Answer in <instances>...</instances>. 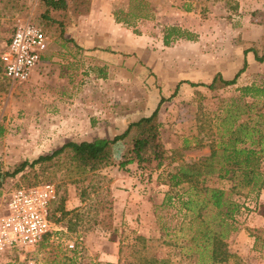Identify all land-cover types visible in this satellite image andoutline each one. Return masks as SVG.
I'll use <instances>...</instances> for the list:
<instances>
[{
  "label": "rangeland",
  "instance_id": "rangeland-1",
  "mask_svg": "<svg viewBox=\"0 0 264 264\" xmlns=\"http://www.w3.org/2000/svg\"><path fill=\"white\" fill-rule=\"evenodd\" d=\"M43 1L0 0V51L17 18L40 21L49 39L46 55L26 81L10 83L0 73V171L58 148L59 141L52 140L51 133L66 122L85 126L78 140L91 139L100 129L102 134L111 123L121 132L128 121L148 115L160 96L165 98L157 112L160 138L170 158L158 169L143 170L134 163L103 168L100 173L110 181L111 206L106 209L110 218L101 216L100 197H80L81 184L66 182L62 169L41 173L35 166L33 172L26 168L23 176L4 178L0 211L18 186L53 183L58 193L52 205L53 220L59 230L51 240L0 253V264H98L108 259L112 264H142V258L150 256L165 258L169 264H195L202 257L209 264L210 245L202 252L197 246L202 245L195 237L198 221L187 223L194 214L180 208L174 196L164 201L165 195L180 193L186 185L169 189L163 181L177 164L209 154L208 141L221 129L216 118L223 114L227 101L240 94L242 86L237 83L214 90L189 84L201 82L195 75H208L217 68L210 63L223 65L235 50L233 43H247L230 29L231 15L217 0H198L190 14L176 10L181 5L178 0H64L62 9L49 11ZM226 1L230 6L234 2ZM159 11L162 14L155 15ZM113 12L124 23L115 22ZM43 13H47L46 20ZM184 15L188 29L174 24L184 36L164 45V29ZM254 71L244 79L249 76L246 81L264 89V66ZM188 76L194 78H184ZM250 102L249 120L262 121L254 113L264 112V98L243 97L239 104ZM121 150L122 144L117 143L115 162ZM260 170L264 175V161ZM204 185L227 190L231 183L212 176ZM61 198L64 209L83 213L79 221L71 220L72 230L67 228L69 216L61 217L57 209ZM229 199L239 209L233 220L235 230L224 238L227 251L234 255L226 264L237 260L264 264V187L257 194L245 189L231 192ZM210 211L207 204L200 215L205 217Z\"/></svg>",
  "mask_w": 264,
  "mask_h": 264
},
{
  "label": "trees",
  "instance_id": "trees-1",
  "mask_svg": "<svg viewBox=\"0 0 264 264\" xmlns=\"http://www.w3.org/2000/svg\"><path fill=\"white\" fill-rule=\"evenodd\" d=\"M44 7L47 10L62 9L64 0H44ZM43 13L44 19L48 17ZM137 17L145 18L146 15ZM115 22L124 21L117 17L113 12ZM43 20V19H42ZM43 30V23L35 21ZM43 26V27H42ZM183 31L174 26L164 29L162 43L167 45L169 39L183 37ZM186 36V35H185ZM186 38H188L186 36ZM260 52L256 47L243 49V55L246 51H252L254 59L261 62L264 59V42L260 47ZM245 62L243 61V67ZM243 67L240 68L231 79H223L220 73H215L208 83L196 82L189 84L191 86H202L209 90L226 87L235 83V79ZM175 86L174 91L176 90ZM238 97L230 98L222 115L216 118L218 127L217 135L214 139L208 141L209 154L201 156L190 162H181L173 170L166 173L163 181L169 189L179 190L180 193L173 192V195H165L164 201L169 202L172 196L176 197L180 208L194 214V217L187 219V223L197 220L198 225L195 228V237L201 241V252L205 247H209V264H226L233 254L226 249L224 238L228 232L235 230L234 216L238 213L239 205L229 199L231 192H239L245 189L247 192L257 194L264 187V175L260 170V165L264 161V112L257 111L255 116L262 121H250L249 104H239L243 97L264 98V89L255 84L245 85L239 88ZM165 100L159 97L155 107L148 115L141 116L135 120L128 121L123 130L111 138L96 137L91 140L79 142L67 140L58 148L48 154L38 155L28 161L21 160L15 164L11 170L0 171V182L6 177H12L16 174L23 176L24 170L33 172L35 166L39 172L44 173L50 168L62 169L63 176L68 183H80L79 196L92 195L100 197L102 200L103 218H110L111 198H109V179L101 174V170L110 165L116 164L119 168H124L127 164L134 163L139 169H158L162 166L165 159L170 158L167 150L160 138V122L157 112L159 105ZM246 117L240 119L241 115ZM117 143L122 144V150L117 162L114 161V147ZM202 145V144H199ZM184 147H187L184 145ZM214 176L217 180L230 181L229 189L221 187H212L204 185L208 177ZM40 183V182H38ZM33 182L24 186L38 184ZM19 187V186H18ZM189 190V192H188ZM201 192L203 195H201ZM183 196V197H182ZM208 204L210 213L203 217L201 210ZM57 209L61 217L69 216L66 220L67 228L72 230L74 223L71 220L79 221L81 214L77 210H66L62 204V198L59 199ZM201 214V215H200ZM139 239L140 237H135ZM143 242V238H142ZM125 247H130L125 245ZM122 253V246L119 247V255ZM134 253V251L132 252ZM120 260V259H119ZM234 261V260H233ZM236 264H243L240 261H234ZM95 264V263H89ZM98 264H112L103 262ZM133 264V263H128ZM142 264H169L165 258H156L150 256L142 258ZM195 264H205L202 257L197 258Z\"/></svg>",
  "mask_w": 264,
  "mask_h": 264
},
{
  "label": "built area",
  "instance_id": "built-area-1",
  "mask_svg": "<svg viewBox=\"0 0 264 264\" xmlns=\"http://www.w3.org/2000/svg\"><path fill=\"white\" fill-rule=\"evenodd\" d=\"M48 46V37L35 21L17 18L0 51L1 76L10 83L26 81ZM57 197L55 185L50 182L13 189L0 211V253L55 238L59 227L53 220L52 205Z\"/></svg>",
  "mask_w": 264,
  "mask_h": 264
},
{
  "label": "crops",
  "instance_id": "crops-1",
  "mask_svg": "<svg viewBox=\"0 0 264 264\" xmlns=\"http://www.w3.org/2000/svg\"><path fill=\"white\" fill-rule=\"evenodd\" d=\"M150 1V0H149ZM151 1H155V0H151ZM181 1V5L179 6V8H177V11H182L183 14H190V13H194L195 11V6L198 0H178ZM190 2V3H187ZM217 2L220 4L219 6L223 9L224 12H226L227 14L231 15V23H229L230 29L233 28V33L237 32V34L239 33V37L241 40L247 41L242 43V44H238L237 46L235 45V43H233V47H235V50L232 51V55L230 58L227 59V61L223 64V65H218L220 66V68H218L217 66V62L216 63H210L209 65L211 66H215L216 65V69H214V71L211 74L208 75H203V74H199V75H195L196 78H199V80L203 83H208L211 78L213 77V75L215 73H220V75L222 76L223 79H231L234 74L243 67V61L245 62V65L243 67L242 72H240L238 74V76L235 79V83L234 84H239V86H245V85H249L250 81H246V78H248L249 76H247L245 79L244 77L248 74H251L252 71H254L253 68H259L257 70H255L254 72L262 69V67L264 66V59L259 62L256 61L254 59V55L252 51H246V53L243 55L242 51L243 49H247L249 47H256L257 45L255 43H257L258 41H262L264 42V0H234L232 4V6H230L229 4H227L226 0H217ZM182 9V10H180ZM162 14L161 11L156 12L155 15H160ZM185 15L183 18H180L178 22L176 23H172L170 24L171 26H184L181 28H189V24L185 23ZM247 20V22H245ZM182 22V23H181ZM175 24V25H174ZM183 24V25H182ZM232 26V27H231ZM181 30V29H180ZM194 30H198L195 29ZM235 30V31H234ZM236 34V33H235ZM251 42V43H250ZM249 44V45H246ZM261 44L259 46H257L256 48H260ZM244 45V46H243ZM234 53V54H233ZM1 73V72H0ZM184 78H194V77H184ZM189 82V81H186ZM193 83V82H192ZM196 83V82H195ZM232 84V85H234ZM262 87V86H260ZM67 123V124H66ZM62 127H58V130L51 134H53V138L52 140L59 141V146L67 140H71V141H75V142H79V141H83V140H91L93 138L96 137H104V138H111L113 137L115 134H117L119 131L114 129V125L111 123L109 124V130H103L104 132H108L109 136L105 135L102 133L101 134V129L99 130V133L97 132H93V137L91 139L88 138H80L79 140L77 139L76 136L78 135H82L84 130H80V128H85L82 126H76L74 123L72 126L70 125V123L66 122ZM125 127V125H124ZM2 133V129L0 127V138L2 137L1 135ZM0 149H3V143L2 141H0ZM108 261H112L111 259H108Z\"/></svg>",
  "mask_w": 264,
  "mask_h": 264
}]
</instances>
